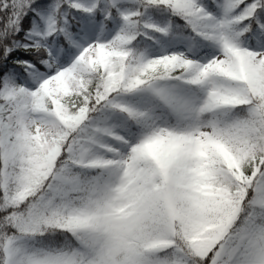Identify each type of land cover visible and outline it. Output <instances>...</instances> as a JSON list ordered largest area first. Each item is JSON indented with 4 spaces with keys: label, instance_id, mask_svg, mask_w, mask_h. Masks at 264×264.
I'll return each mask as SVG.
<instances>
[{
    "label": "snow or ice",
    "instance_id": "6c2138e0",
    "mask_svg": "<svg viewBox=\"0 0 264 264\" xmlns=\"http://www.w3.org/2000/svg\"><path fill=\"white\" fill-rule=\"evenodd\" d=\"M0 264H264V0H0Z\"/></svg>",
    "mask_w": 264,
    "mask_h": 264
}]
</instances>
